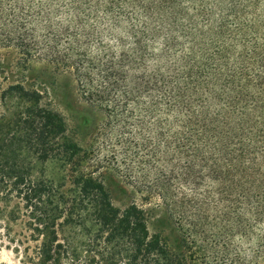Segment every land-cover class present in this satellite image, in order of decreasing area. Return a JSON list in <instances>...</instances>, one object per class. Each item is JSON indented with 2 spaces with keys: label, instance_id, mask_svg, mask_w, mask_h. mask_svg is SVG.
<instances>
[{
  "label": "trees",
  "instance_id": "16d2710c",
  "mask_svg": "<svg viewBox=\"0 0 264 264\" xmlns=\"http://www.w3.org/2000/svg\"><path fill=\"white\" fill-rule=\"evenodd\" d=\"M29 10H0V46L73 75L105 114V147L123 148L125 177L179 231L172 246L149 231L150 207H115L62 115L36 90L3 89L0 69V101L22 104L0 116V194L36 215L39 264H264V0H42ZM46 161L60 179L34 176L32 163Z\"/></svg>",
  "mask_w": 264,
  "mask_h": 264
},
{
  "label": "rangeland",
  "instance_id": "374dc122",
  "mask_svg": "<svg viewBox=\"0 0 264 264\" xmlns=\"http://www.w3.org/2000/svg\"><path fill=\"white\" fill-rule=\"evenodd\" d=\"M40 1L42 0H0V10L3 13L13 10L17 17L26 15L31 18L29 5H38ZM0 69L3 89L20 84L25 90H36L42 95L43 105L62 115L66 137L76 141L87 153L90 169L97 171L96 176H100L108 189L115 207L122 208L131 202L144 208L153 206V203L148 204L141 200L137 186L123 174L121 166L126 162L122 157L123 148L105 147L102 126L106 120L105 114L81 97L70 72L57 69L43 58H29L13 47L2 46ZM21 106L13 96L4 102L0 101V116ZM32 165L36 177L60 179L62 175L59 163L54 161L33 162ZM210 188L213 190L209 183ZM243 212L241 210L239 214L245 223L253 226L254 217ZM232 214L236 215L235 219L240 217L237 213ZM35 218L36 215L26 208V202L22 198L15 194H0V264H39L42 237L32 230L35 227ZM174 221L161 207L148 213L149 231L166 235L172 246L179 234Z\"/></svg>",
  "mask_w": 264,
  "mask_h": 264
}]
</instances>
